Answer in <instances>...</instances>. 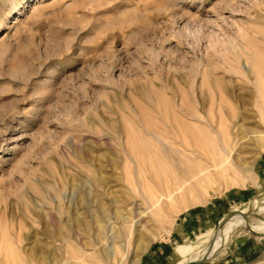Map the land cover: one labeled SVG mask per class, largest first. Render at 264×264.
Here are the masks:
<instances>
[{
	"label": "rangeland",
	"instance_id": "rangeland-1",
	"mask_svg": "<svg viewBox=\"0 0 264 264\" xmlns=\"http://www.w3.org/2000/svg\"><path fill=\"white\" fill-rule=\"evenodd\" d=\"M174 115L248 136L228 177L134 214L132 159L172 167L157 138L170 144ZM262 132L264 0H0V264H183L222 244L201 263L264 264L243 215L221 225L242 210L264 230ZM200 233L201 251L174 258Z\"/></svg>",
	"mask_w": 264,
	"mask_h": 264
},
{
	"label": "bare ground",
	"instance_id": "bare-ground-1",
	"mask_svg": "<svg viewBox=\"0 0 264 264\" xmlns=\"http://www.w3.org/2000/svg\"><path fill=\"white\" fill-rule=\"evenodd\" d=\"M192 119L197 122L205 123L208 128H201V130L198 131L192 127L190 122L184 120L178 115H174L173 120L168 118L165 121L166 123L164 126V128L168 132L169 137L171 138L170 141V138L166 137V140L170 142V144L163 143L162 138H157L159 143L164 146L163 151L167 152L170 157L169 160L172 163L171 168L165 170H162L163 168H160L162 170L160 171V169L158 170V168L151 164L146 157H142L141 161L132 159L134 170L133 176L131 177L133 180H131V182L137 189L135 193L130 194V196L135 199L132 203V210L134 214H137V209L141 208L143 209L142 213L147 215V217H151L154 214L162 216V204L166 203L171 206L175 199L182 198L186 194H193L196 190L201 191V189L204 188L208 183H213L214 185L216 180L218 181L219 179H225L231 174L235 165L232 160L234 151L237 150L238 145H241L242 138L248 136V134H246V136L244 137H240L239 133L236 134L228 131L227 129L222 130L221 122L217 127L215 126L216 121L214 119L210 120L196 115L194 116V118H191V120ZM210 133L212 134V136H209ZM259 139L264 142V132L260 134ZM142 171L150 175L149 178H151V182L155 184L153 190H148L147 187L143 189V187L141 186V182L143 179L141 178L140 173ZM161 172L163 173L161 174ZM100 205L103 209L104 215L108 216L110 214L108 211L110 206L106 203H102V201H100ZM124 209L125 206L118 207V212L122 217L123 223H125V229L122 231L123 241L125 242L123 243L125 244V247H123V249L125 250L127 248L128 241L130 240V237L134 231V228H132V224H128L131 219L124 216ZM237 213L243 215L244 218L240 217L239 220L245 222V224H239L238 226L244 225L249 228L250 232L256 234L259 237H264V230L254 227L250 223L248 216L245 215L244 211L242 210L228 213L221 220V225L228 224V221ZM142 222L143 220L141 221V223L139 222L140 225L142 224ZM76 223L77 229H79L82 225L81 220L76 218ZM261 228L264 229V225ZM216 233L217 235L215 236V241L214 243L212 242L211 246L208 247V249L206 250L207 252L212 248V244L214 246L220 242V234L218 231ZM138 235L140 236L142 241L140 249L138 251V254H140V252L142 253L146 248H148L149 244L152 241V238H150L149 236H144L140 231ZM69 244V246H76L74 244L72 245L71 242ZM177 251L178 256H186L190 253L185 247H179ZM216 254L217 252L210 257L208 255H205L201 259L197 260L190 259L183 264L212 258ZM88 255H86V257ZM93 261L94 262L89 263L112 264V261L108 260V258H106L105 256L101 257L100 259H96V261Z\"/></svg>",
	"mask_w": 264,
	"mask_h": 264
},
{
	"label": "crops",
	"instance_id": "crops-1",
	"mask_svg": "<svg viewBox=\"0 0 264 264\" xmlns=\"http://www.w3.org/2000/svg\"><path fill=\"white\" fill-rule=\"evenodd\" d=\"M236 227H239V226H236ZM241 227H246V226L242 225ZM206 234L207 233L197 234L194 239L192 238L191 235L186 236L184 239V242H182L183 245L179 246V247H185L190 252V254L195 253V252L197 253V252L201 251V249L204 248L201 246V244L206 242L204 239H202L203 235H206ZM260 238H262L264 240V237H260ZM261 242H264V241H261ZM177 250H178V248L177 249L174 248L173 253L178 254ZM219 251L217 252V254L219 253ZM173 253H172V255H173ZM172 255H171V257H172ZM171 257H170V259H171ZM177 257H178V255H176V257H174V258H177ZM196 264H202V263H196Z\"/></svg>",
	"mask_w": 264,
	"mask_h": 264
},
{
	"label": "water",
	"instance_id": "water-1",
	"mask_svg": "<svg viewBox=\"0 0 264 264\" xmlns=\"http://www.w3.org/2000/svg\"><path fill=\"white\" fill-rule=\"evenodd\" d=\"M201 262H202V260H200V261L190 262V263H187V264H196V263H201Z\"/></svg>",
	"mask_w": 264,
	"mask_h": 264
}]
</instances>
